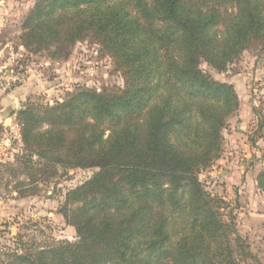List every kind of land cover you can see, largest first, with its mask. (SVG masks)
Here are the masks:
<instances>
[{"label":"trees","instance_id":"1","mask_svg":"<svg viewBox=\"0 0 264 264\" xmlns=\"http://www.w3.org/2000/svg\"><path fill=\"white\" fill-rule=\"evenodd\" d=\"M21 28L26 50L54 60L91 42L123 83L77 87L51 105L27 100L14 112L21 145L13 166L27 175L19 197L36 194L58 169L93 172L59 205L73 241L4 252L0 264L251 257L231 212L221 210L226 202L199 178L219 157L240 104L232 83L201 65L222 72L246 51L264 53V0H35ZM256 181L264 190V170Z\"/></svg>","mask_w":264,"mask_h":264},{"label":"rangeland","instance_id":"2","mask_svg":"<svg viewBox=\"0 0 264 264\" xmlns=\"http://www.w3.org/2000/svg\"><path fill=\"white\" fill-rule=\"evenodd\" d=\"M3 1L10 11L4 35L16 42L7 48L11 52L9 65L24 75L23 82L17 85L27 93L21 104L29 100L51 105L77 87L101 90L122 86V78L114 71L110 58L91 42L76 43L65 60L50 59L46 52L26 50L21 44V25L35 0ZM201 67L213 78L232 83L240 104L222 132L219 157L199 173V178L208 192L224 199L226 206L221 210L231 212L236 230L248 246L251 257L239 264H264V190L256 181L258 173L264 170V53L246 51L222 72L205 64ZM15 122L14 116L12 128L0 130V139H7V144L0 142V263L4 252L73 241L74 228L59 213V205L68 189L93 172L58 169L56 176L38 185L36 194L19 197L16 186L26 182L27 175L13 166L12 155L21 145ZM9 167L12 174L7 171Z\"/></svg>","mask_w":264,"mask_h":264},{"label":"crops","instance_id":"3","mask_svg":"<svg viewBox=\"0 0 264 264\" xmlns=\"http://www.w3.org/2000/svg\"><path fill=\"white\" fill-rule=\"evenodd\" d=\"M2 2L4 1L0 0V69L10 66L11 52H8L7 48L10 44L14 45L16 43L11 37L4 35L10 11ZM26 96L27 93L24 92L23 86L20 85L14 87L9 93L7 92L5 96L0 98V130L8 127L12 128L11 124H13L14 112L21 107L20 105ZM0 142L7 144V141L4 139H0Z\"/></svg>","mask_w":264,"mask_h":264},{"label":"built area","instance_id":"4","mask_svg":"<svg viewBox=\"0 0 264 264\" xmlns=\"http://www.w3.org/2000/svg\"><path fill=\"white\" fill-rule=\"evenodd\" d=\"M23 79H24V75L21 70H18V69L14 70V68H1L0 69V98L5 96L6 93L12 87H15L21 84L23 82ZM15 124H16L15 126H17L16 122ZM15 136H17V132H15Z\"/></svg>","mask_w":264,"mask_h":264}]
</instances>
